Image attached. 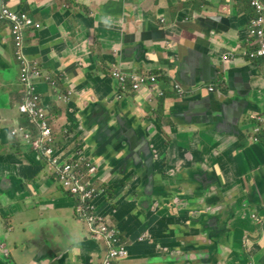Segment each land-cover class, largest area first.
Instances as JSON below:
<instances>
[{"label":"crops","instance_id":"obj_1","mask_svg":"<svg viewBox=\"0 0 264 264\" xmlns=\"http://www.w3.org/2000/svg\"><path fill=\"white\" fill-rule=\"evenodd\" d=\"M4 3L31 18L22 51L54 80L36 83L53 155L96 165L109 187L90 233L50 156L11 134L38 130L17 110L22 71L0 20V244L10 263L93 264L124 247L112 264H264V58L248 55L250 0ZM114 70L157 74L150 89L162 95L141 99L145 87L122 89Z\"/></svg>","mask_w":264,"mask_h":264},{"label":"built area","instance_id":"obj_2","mask_svg":"<svg viewBox=\"0 0 264 264\" xmlns=\"http://www.w3.org/2000/svg\"><path fill=\"white\" fill-rule=\"evenodd\" d=\"M250 5L253 10L258 12L256 18L253 20L254 26L249 31L253 35V40L257 41L248 55L252 59L264 58V3L262 0H250ZM0 20L11 23L10 32L13 36L15 56L22 71L21 82L24 88V95L17 103V110L26 116L30 124L36 126L38 135L31 137L22 127L13 128L10 132L13 135L20 132L29 141L31 149H39L44 154L50 156L55 166L56 179L61 183L62 189L68 187L71 195L79 197L80 202L76 208L84 215L87 213V229L90 233H96L99 229L95 226V222L100 214L96 212L94 200L104 192L105 185L102 184L104 180L101 178L96 165L85 162L86 169L82 170L80 168L81 163L77 159L73 162H59V159L53 155V150L49 146L53 140L50 131L49 116L45 105L41 103L40 93L37 90L36 83L39 80H44L53 86L54 80L51 79L48 81L47 76L42 74L37 60L30 59L22 51V29L25 26L31 25L32 20L27 16H19L17 11L9 9L7 3H4L0 9ZM113 74L122 89L129 87L130 90H138L141 87H145V90L141 93L149 91L150 85L156 82L155 75L145 74L135 70L129 72L114 70ZM252 217L257 218L256 214H252ZM101 230L104 231L105 227L101 226ZM124 252V247H114L110 252L111 259H107L102 264H112V258H117Z\"/></svg>","mask_w":264,"mask_h":264},{"label":"rangeland","instance_id":"obj_3","mask_svg":"<svg viewBox=\"0 0 264 264\" xmlns=\"http://www.w3.org/2000/svg\"><path fill=\"white\" fill-rule=\"evenodd\" d=\"M201 1H203V0H191V3L193 2V5L194 6H196V5H198V4H200V2ZM254 16H253V19H252V21L256 18V15H257V11L256 10H254ZM257 41V40H256ZM256 41H251L250 40V38L248 37V43H249V46H250V48L252 47V46H254L255 44H256ZM41 164H42V166H43V169L45 170V172H47V170H48V167H49V165L47 164V162L45 161V160H42V162H41ZM40 177H41V179L43 180L45 177L46 178H48L49 179V175H47V173H45V175H40ZM48 183L51 185V186H49L50 188V190L49 191H53V187H55V185H56V182H55V180H51V181H48ZM60 194H67V195H71L70 193H69V190H68V187H64L62 190H60V192H59ZM75 203H79V201L78 200H76L75 201ZM47 215V213L46 212H44L43 214H42V216H46ZM74 215V217H76V218H80V219H83L85 222H86V216H87V213L85 214V217H79L78 215H76L75 213L73 214ZM43 219L42 218H40L38 221L40 222V221H42ZM33 226H34V224L32 223V222H29L25 227H24V229L25 230H27L28 232H29V235H30V229L31 228H33ZM43 232V230H41L40 232H39V234H37V236L36 237H41V233ZM4 247H5V245H3V244H0V256H1V260H0V263L1 262H4L5 264H11L10 263V260H8L6 257H5V249H4ZM105 257H106V254L105 253H103L102 254V256H101V258L97 261V260H93V264H99V262H103V263H105L107 260L105 259ZM72 261L73 260H68L67 262H66V264H77L78 262H79V259H77V261H76V263H72ZM37 262L38 263H41V261L40 260H37ZM28 263L30 264L31 262H30V260L28 261ZM130 264H133L132 262L130 263Z\"/></svg>","mask_w":264,"mask_h":264},{"label":"water","instance_id":"obj_4","mask_svg":"<svg viewBox=\"0 0 264 264\" xmlns=\"http://www.w3.org/2000/svg\"><path fill=\"white\" fill-rule=\"evenodd\" d=\"M218 72L221 75V77H223V70H219L218 68H216V66H214L213 68V77H217L218 76ZM159 86V85H158ZM162 95V90L159 88H153L150 89L149 91L145 92V93H141V99L145 100V101H151L155 98H158ZM124 136L127 139V142L129 144V148L131 150H134L135 147L138 145L137 140L135 139L134 135L131 133H124Z\"/></svg>","mask_w":264,"mask_h":264},{"label":"trees","instance_id":"obj_5","mask_svg":"<svg viewBox=\"0 0 264 264\" xmlns=\"http://www.w3.org/2000/svg\"><path fill=\"white\" fill-rule=\"evenodd\" d=\"M263 1V3H264V0H262ZM39 68H40V65H39ZM41 69V68H40ZM47 76V75H46ZM156 77L158 78V79H160L159 78V76L156 74ZM47 78H48V81H50L51 80V78H50V76L48 75L47 76ZM169 80H167V82H168ZM22 87H23V85H22ZM20 94H22V96L24 95V88L22 89H20ZM22 98V97H21ZM62 189V188H61ZM76 197V200H78L79 202H80V199H79V197L78 196H75ZM99 264H101V263H99Z\"/></svg>","mask_w":264,"mask_h":264},{"label":"flooded vegetation","instance_id":"obj_6","mask_svg":"<svg viewBox=\"0 0 264 264\" xmlns=\"http://www.w3.org/2000/svg\"><path fill=\"white\" fill-rule=\"evenodd\" d=\"M108 189H109V187L108 186H105L104 187V191L106 192V195L108 196ZM115 209V208H114ZM145 236H143L142 238H144Z\"/></svg>","mask_w":264,"mask_h":264},{"label":"clouds","instance_id":"obj_7","mask_svg":"<svg viewBox=\"0 0 264 264\" xmlns=\"http://www.w3.org/2000/svg\"><path fill=\"white\" fill-rule=\"evenodd\" d=\"M99 172V171H98ZM100 174V173H99Z\"/></svg>","mask_w":264,"mask_h":264}]
</instances>
